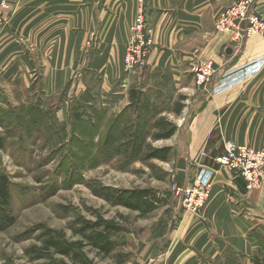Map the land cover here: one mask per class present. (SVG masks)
<instances>
[{
	"label": "crops",
	"instance_id": "0c3cea01",
	"mask_svg": "<svg viewBox=\"0 0 264 264\" xmlns=\"http://www.w3.org/2000/svg\"><path fill=\"white\" fill-rule=\"evenodd\" d=\"M1 1L15 16L12 36L4 31L0 40V96L7 92L5 82L28 90L26 77L46 66V93L56 94L70 84L79 93L95 94L103 109L119 111L129 104L137 74L151 81L143 92L161 91L167 97L158 74L174 82L172 91L193 92L195 66L211 62L216 76L210 86L197 89V96H183L182 116L170 146L180 166L176 172L185 175L183 182L192 179L204 149V166L217 169L213 159L223 153L225 142L264 148V68L216 90L223 75L264 56V35H252L235 49L230 35L215 29L218 15L238 0H54V11L51 0H41L42 9H30L40 0ZM20 1L28 2L27 9H19ZM254 1L253 11L264 20V0ZM141 10L151 45L147 65L139 73L127 70L123 59L130 27ZM34 50L43 54L42 60ZM206 172L211 193L200 214L179 209L163 243L148 250L147 264H224L228 251L259 252L254 240H264V171L261 187L247 192L228 169Z\"/></svg>",
	"mask_w": 264,
	"mask_h": 264
},
{
	"label": "rangeland",
	"instance_id": "374dc122",
	"mask_svg": "<svg viewBox=\"0 0 264 264\" xmlns=\"http://www.w3.org/2000/svg\"><path fill=\"white\" fill-rule=\"evenodd\" d=\"M41 2H36L30 9H42ZM2 3L7 7L6 1ZM24 5L28 2L20 1L19 9H27ZM5 8L0 9V40L4 31L12 36L15 13L7 12ZM50 9L54 11L57 6L53 3ZM25 14L21 15V20ZM15 41L19 44L18 40ZM38 41L36 38L35 42ZM36 55L42 60L41 52H36ZM44 68L33 72L32 78L31 72L26 77L24 81L29 85L28 90L5 82L7 92L0 96V102H3L0 104V133L5 139L4 149L0 150V173L7 175L10 182L8 210L14 218L10 227L0 231V264H51L53 261L56 264H79L56 253H51L53 260L48 257L36 259L33 249L42 246L44 233L49 229L67 241H80V236L74 233L80 226L77 221L95 222L97 217L114 220L122 226L123 230L111 235V239L116 245L114 255H121L123 261L119 263L113 254L107 257L98 255L90 246H85L83 252L91 264H147L148 250L157 243H163L165 234L179 217V209L182 210L178 199L170 192L171 187L174 184H189L191 179L183 182L185 175L176 172L180 166L177 167L172 153L168 162H141L135 158L126 163L119 155L109 153L99 144L92 150L97 155L100 153L97 158L85 156L88 133L91 136L99 129L102 131L122 110L103 109L95 94L88 91L79 93V89L70 84L56 94L46 93L42 75L45 72L49 74V70L46 66ZM140 70L143 69L129 71L140 73ZM157 77L156 80L166 86L167 97L165 95L163 108L168 112H164L163 116L177 126L182 115L175 117L169 114L172 101L179 100L181 96H197L199 90L172 91L174 82L170 78L159 74ZM135 78L133 85L146 87L151 83L146 75L137 74ZM147 93L155 97L157 91L148 90ZM80 107L85 108L88 118ZM74 109L83 116L79 125L69 120ZM93 123H96L95 130L91 128ZM135 123L141 125L137 120ZM171 145L172 138L152 143L157 148H170ZM93 187L118 191L152 189L161 202L154 212L141 216L138 212L113 206L97 197ZM51 192L52 195L47 198ZM176 208L178 212L174 211ZM254 243L259 245V252L264 250L263 240H254ZM259 252L235 255V258L240 264H251L250 258ZM202 259L204 262L207 258L203 256Z\"/></svg>",
	"mask_w": 264,
	"mask_h": 264
},
{
	"label": "trees",
	"instance_id": "16d2710c",
	"mask_svg": "<svg viewBox=\"0 0 264 264\" xmlns=\"http://www.w3.org/2000/svg\"><path fill=\"white\" fill-rule=\"evenodd\" d=\"M142 88V85L132 86L128 93L129 104L120 113L115 115L114 120L109 121L102 131L99 129L94 135L91 133V136L88 133L89 143L84 153L85 156L97 158L100 153L97 155L92 150L101 144V146L107 148L109 153L113 152L119 155L126 163L132 162L135 158H138L141 162L151 160L160 162L169 161L172 153L169 147L157 148L152 146L154 142L169 140L176 132L175 124L163 116L164 112H168L163 108V103L166 100L165 93L159 91L155 94V97H152L147 92H143ZM163 97L165 98L162 99ZM184 101L185 97L182 96L179 100H175L172 108L169 109V113L175 117H179L184 108ZM80 108L83 109V112L85 111L84 107ZM83 115L86 118L89 117L86 111ZM69 118L72 124L76 125L77 123L79 125L82 123L83 116L77 113V109H74ZM136 120L141 125H137L135 123ZM95 124L93 123V127L91 126L92 130L96 128ZM95 139L98 140L96 143ZM45 141L47 142L48 140L45 138ZM4 145L5 139L0 133V150L4 149ZM92 189L97 197H100L109 204L138 212L141 216L154 212L161 202V199L152 189H131L126 191L94 187ZM51 195L52 192L48 193L47 198ZM10 200V182L8 176L0 173V231L5 230L14 223V218L8 210ZM76 224H80V226L75 229L74 233L80 236V241H67L55 231L46 230L42 246L33 249L34 257L36 259L43 257L52 259L51 253H56L64 258L71 259L74 263L91 264V261H89L83 252L85 246H90L98 255L107 257L113 254V257L119 263L123 261L121 255L117 253L114 255L113 252L116 245L111 239V235H117L123 230L120 224L103 217H97L95 222L80 219ZM235 255L239 254L228 251L224 264H240ZM250 261L251 264H264V250L251 257ZM53 262L50 263L56 264Z\"/></svg>",
	"mask_w": 264,
	"mask_h": 264
},
{
	"label": "built area",
	"instance_id": "2783aa9c",
	"mask_svg": "<svg viewBox=\"0 0 264 264\" xmlns=\"http://www.w3.org/2000/svg\"><path fill=\"white\" fill-rule=\"evenodd\" d=\"M254 0H238L224 9L215 20V29L230 35L231 45L237 49L239 44L252 35H264V20L255 13ZM6 6L2 3L0 8ZM130 41L126 48L123 63L127 70L141 69L147 65L149 47V29L143 11L137 12L130 27ZM264 68V56L222 76L216 90L231 85L241 79L253 77ZM194 85L197 89H206L216 76L211 62H199L194 68ZM205 149L195 161L197 172L189 184H174L171 194L179 201L185 214H200L203 202L211 191V183L206 180L207 172L217 173L228 169L233 176L244 183V191L259 189L263 180L264 148L254 149L245 145L225 142L223 153L213 159L217 169H209L203 164ZM206 172V173H205Z\"/></svg>",
	"mask_w": 264,
	"mask_h": 264
}]
</instances>
